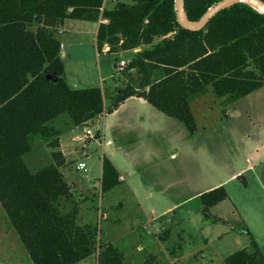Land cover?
<instances>
[{
  "label": "trees",
  "instance_id": "trees-1",
  "mask_svg": "<svg viewBox=\"0 0 264 264\" xmlns=\"http://www.w3.org/2000/svg\"><path fill=\"white\" fill-rule=\"evenodd\" d=\"M217 1L185 0L188 19L198 20ZM67 18L105 20L96 32L98 52L132 51L120 85L110 91L68 84L56 33ZM263 85L264 14L245 3L189 30L177 22L175 0H117L110 8L104 0H0V203L33 263L75 264L98 248L96 264H126L117 247L97 239L95 227L78 221L62 172L64 131L138 96L194 132V97L211 90L226 105ZM41 143L54 148L52 160L35 169L27 157ZM100 179L102 193L120 182L106 156ZM226 196L223 185L203 192V212ZM251 243L226 263L264 264Z\"/></svg>",
  "mask_w": 264,
  "mask_h": 264
},
{
  "label": "rangeland",
  "instance_id": "rangeland-1",
  "mask_svg": "<svg viewBox=\"0 0 264 264\" xmlns=\"http://www.w3.org/2000/svg\"><path fill=\"white\" fill-rule=\"evenodd\" d=\"M107 1L111 7L117 0ZM67 23L58 37L68 84L101 83L110 91L120 85L121 69L113 64L129 61L132 51L98 52L94 26ZM221 100L211 90L193 98L194 132L152 104L130 100L114 130L97 117L76 128L75 146L66 144L73 132L64 136L66 148H75L66 151L63 172L77 185L78 221L95 227L97 239L117 247L126 264H227L232 252L252 249V240L264 254V85L232 103ZM88 128L96 139L85 135ZM81 147L91 152L88 159L77 155ZM53 149L34 148L31 167L48 164ZM104 153L121 180L102 193L92 179L100 175ZM82 159L86 173L76 169ZM221 185L226 198L205 214L200 195ZM97 254L98 248L75 264H96ZM0 264H34L1 203Z\"/></svg>",
  "mask_w": 264,
  "mask_h": 264
},
{
  "label": "crops",
  "instance_id": "crops-1",
  "mask_svg": "<svg viewBox=\"0 0 264 264\" xmlns=\"http://www.w3.org/2000/svg\"><path fill=\"white\" fill-rule=\"evenodd\" d=\"M111 4V3H110ZM110 4H108V1L106 2V0H104V7H108V8H110ZM114 4H112V6H113ZM111 6V7H112ZM70 20H74L73 18H67V19H65L60 25H59V28H60V30H58V33H57V36H58V34H61L62 33V29H63V26H64V24H68L67 22H69ZM78 20H81V21H83V22H86L87 24H89V26L90 25H92V26H94V30H95V36H96V32H97V28H98V24H99V21H105V20H99V21H89V20H83V19H78ZM59 38V37H58ZM60 39V38H59ZM61 49H63V42L61 41ZM133 51H135V50H133ZM65 55V51H61V56H64ZM128 62V61H127ZM113 66L114 67H116V66H118L117 64L115 65V63L113 64ZM110 79V78H109ZM99 80H100V82H102V81H104V80H108L107 78H105V77H101L100 76V78H99ZM68 81V80H67ZM98 86H102L101 85V83H100V85H98ZM135 101V102H137V101H139L141 104H142V107L143 106H145L146 104H150L148 101H146V99H144V98H142V97H138V96H130V97H128V98H126L123 102H121L118 106H117V108H115L114 110H112L111 112H103L102 114H100L99 116H98V120H96V121H100L101 123H102V126L104 127V125L106 124H108V128L110 127L112 130H114L115 129V126H117V124L119 123V116H118V112H120L122 109H123V107H125L126 105H127V102L128 101ZM87 124V123H86ZM77 127H82L83 128V125L82 126H77ZM77 127H74V128H71V129H69V130H67V131H65V133H63V134H61L60 135V139H59V143H60V145H59V149H60V151L65 155L66 154V151H68V152H70L71 150H70V148L68 149V148H66V144L67 145H69L70 147L71 146H75L76 145V141L78 140V139H76V137H78L79 135L77 134L78 132L76 131V128ZM75 131V132H74ZM71 132H73V133H71ZM68 133H71V134H69V139H66L67 141H70V142H67L66 144H65V137L64 136H66V134H68ZM78 136H77V135ZM94 139H96V137H94ZM92 144V143H91ZM75 149V148H74ZM74 149L71 151V152H73L74 151ZM81 152L79 153V152H77V155H79V156H81V157H85V158H89L90 157V155H91V152L90 151H88L87 150V148H85L84 150H83V147H81V150H80ZM70 152V153H71ZM70 153H68V154H70ZM126 155L127 156H129L128 154H127V152H126ZM104 156H106V157H108L105 153H104ZM110 160H111V162L114 164V166L116 167V169H117V164H116V162L115 161H113L112 160V158H110V157H108ZM80 161H84L85 162V160H79L78 162H80ZM77 162V163H78ZM87 165V164H86ZM65 168V167H64ZM64 168H63V171H64ZM62 171V172H63ZM63 176H64V172H63ZM101 177V171H100V175L99 176H96L95 178H93L92 179V185H95V180L96 179H98V178H100ZM86 180H90V178L88 177V176H86ZM67 182H68V184H69V186H70V189H71V192H72V194L74 195V189L77 187V185L75 186L74 184H76L75 182H72V183H70L68 180H67ZM102 215L104 216L105 214L104 213H102Z\"/></svg>",
  "mask_w": 264,
  "mask_h": 264
},
{
  "label": "water",
  "instance_id": "water-1",
  "mask_svg": "<svg viewBox=\"0 0 264 264\" xmlns=\"http://www.w3.org/2000/svg\"><path fill=\"white\" fill-rule=\"evenodd\" d=\"M185 0H175V10H176V19L179 25H181L185 29L189 30H200L208 23V21L215 16L219 11L226 9L237 3H245L255 8L259 12L264 14V1L263 0H219L212 6H210L204 14L198 20H190L188 19L185 8H184ZM42 17L40 15L35 16V21L40 23ZM136 48L135 50H138ZM116 65V63H115Z\"/></svg>",
  "mask_w": 264,
  "mask_h": 264
},
{
  "label": "built area",
  "instance_id": "built-area-1",
  "mask_svg": "<svg viewBox=\"0 0 264 264\" xmlns=\"http://www.w3.org/2000/svg\"><path fill=\"white\" fill-rule=\"evenodd\" d=\"M106 49H108V46H107V45H105V47H104V50H106ZM125 64H127V61H125V60H121V62L118 63L117 65H118V67H120V69H122L123 66H124ZM101 114H102V113H101ZM85 135H86L87 137H89L90 139H93V138H94V134H92V131H91L89 128L86 129V131H85ZM89 142L92 143L91 140H90ZM90 143H89V144H90ZM76 169H77V170H82V171H84V172L86 173V172L88 171V168H87L86 162H84V161H80V162H78V163L76 164ZM119 179L121 180L120 177H119ZM95 185H98V186L101 187V179H100V178H98V179L95 180Z\"/></svg>",
  "mask_w": 264,
  "mask_h": 264
}]
</instances>
